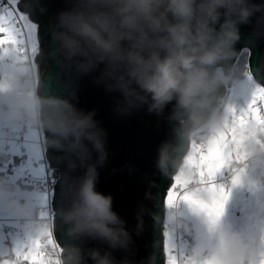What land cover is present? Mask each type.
<instances>
[{
	"label": "clouds",
	"instance_id": "clouds-1",
	"mask_svg": "<svg viewBox=\"0 0 264 264\" xmlns=\"http://www.w3.org/2000/svg\"><path fill=\"white\" fill-rule=\"evenodd\" d=\"M19 3L32 16L38 0ZM67 4L55 14L50 28L53 52L65 74L98 72L95 83L120 94L115 114L127 116L146 109L172 124L183 143L203 140L230 122L221 106L227 104L225 92L234 81L246 80L254 91L264 87L257 79L264 75V62L253 69L241 54L243 48H237L243 25H252L249 42L264 39V0H67ZM251 46L246 43L244 48ZM43 59L40 50L35 67H29L14 51L0 50V121L51 133L48 145L67 153L70 169L77 166L73 156L82 161L91 151L97 153L85 176L70 185L68 202L58 210L57 219L71 239L98 241L101 246H59L58 264H133L127 255L121 259L113 255L115 250L130 251L132 233L114 210L113 196L96 188L97 166L108 158L107 132L95 110L38 95ZM248 131L242 151L247 158L264 162V125L252 122ZM187 155L173 159L168 146H162L156 166L174 179ZM170 167L174 173H169ZM17 191L16 185L0 177V201L13 213L27 214L30 202L14 199ZM187 191L207 199L194 181ZM181 204L199 218L200 226L195 231L185 229L193 242L176 255L177 264H264L254 238L234 233L218 220L211 223L205 212L183 197L171 207L165 202V207ZM137 219L139 228L140 213ZM44 223L53 236L56 221Z\"/></svg>",
	"mask_w": 264,
	"mask_h": 264
},
{
	"label": "water",
	"instance_id": "water-1",
	"mask_svg": "<svg viewBox=\"0 0 264 264\" xmlns=\"http://www.w3.org/2000/svg\"><path fill=\"white\" fill-rule=\"evenodd\" d=\"M256 2L259 3L260 0ZM20 7L23 8L21 4ZM66 7L67 0H38L34 7L32 17L40 26L41 50L44 54L38 73L37 93L46 99H67L84 111H96L95 118L108 136V158L103 166H97L96 188L103 194L113 196L114 210L127 221V228L133 237L129 252L115 250L113 255L117 259L127 255L133 264H165L164 198L172 184V176L162 173L156 166V160L160 148L165 145L173 159L186 156L190 142L183 143L172 131V124L149 114L146 109L134 111L127 116L115 114L113 109L120 94L108 92L102 85L95 83L98 72L78 77L65 74L53 52L55 44L51 40L50 28L55 14ZM241 32L243 38L237 48H244L246 43H252L251 66L255 69L261 63L257 56L264 52V39L249 42L252 25L241 26ZM257 79L264 86V75H257ZM42 133L45 158L53 171L52 176L56 178L51 199L53 221L58 225L53 235L55 240L61 247L74 243H82L87 248L101 246L98 241L81 242L71 239L57 219L58 210L68 202L70 185L85 176L88 167L96 162L97 153L91 151L82 161L73 156L77 166L70 169L67 153L48 145L51 133L45 130ZM168 171L174 173L175 169L170 167ZM138 213L142 216L139 228ZM102 247L107 249V245Z\"/></svg>",
	"mask_w": 264,
	"mask_h": 264
},
{
	"label": "snow or ice",
	"instance_id": "snow-or-ice-1",
	"mask_svg": "<svg viewBox=\"0 0 264 264\" xmlns=\"http://www.w3.org/2000/svg\"><path fill=\"white\" fill-rule=\"evenodd\" d=\"M16 3L12 8L11 4ZM14 51L26 65L35 67L41 50L40 29L33 17L20 7L19 0H7L0 4V50ZM241 54L246 55L247 63L251 66L253 57L251 48L241 49ZM259 62H264V52L257 56ZM233 113L231 121L218 129L213 135L200 141H193L191 150L185 158L184 167L179 175L172 179V184L164 198L169 207L174 200L183 197L189 203L195 204L205 212L211 223H215L223 213L227 193L223 187L217 188L211 184L214 175L225 165L233 162H242L247 158V153L242 151L243 142L249 138L248 125L252 122L264 125V87L258 86L253 92V98L247 110L239 114L229 108ZM24 147L27 148L29 167L34 168L39 175L44 174L41 163L40 136L29 128L25 137ZM242 169L236 170L233 183H239ZM207 193V199H199L196 193L188 192L191 182ZM45 213H41V220L47 221ZM167 232L165 236L167 237ZM260 250V259L264 260V232L257 244ZM59 245L55 242L47 223L37 229L34 236L25 243L12 249V258L0 260V264H58L55 252ZM165 252L168 264H177V257L165 241Z\"/></svg>",
	"mask_w": 264,
	"mask_h": 264
},
{
	"label": "rangeland",
	"instance_id": "rangeland-1",
	"mask_svg": "<svg viewBox=\"0 0 264 264\" xmlns=\"http://www.w3.org/2000/svg\"><path fill=\"white\" fill-rule=\"evenodd\" d=\"M11 7L15 8L16 3H12ZM228 89L232 96V100L235 101L234 105L240 107L241 111L247 110L248 105L253 98V92H254V90L249 86L248 82L246 80H238L236 84L229 86ZM232 114L233 113L230 110L226 111V116L229 115L232 116ZM29 128H31L32 131L39 133L40 148H41V163L43 165L44 173H45L46 169H48L47 168L48 164H46V162L43 159L45 154V144H44V136L41 128L28 125L12 130V127L8 126L3 121H0V150L2 151V153L6 152L7 154H19L20 153L19 151L26 150L25 165L27 166L26 168L25 166L24 167L22 166L20 168V176L23 173H29L30 179H33V177L36 176L31 174V172L33 171L32 166L34 168L38 166L36 164H33L31 167H29V164H27L28 163L27 148L24 147L25 137L28 135L27 132L29 133ZM12 131L15 132L21 131L20 133L21 135L18 137L17 135L12 133ZM250 158H254V156L247 158L248 162ZM238 162L239 164L237 165H233L234 163L233 162L232 164L223 166L214 175V177L211 180V182L213 181L212 185H214L217 188L223 187L224 192L227 193V199L224 203L223 213L219 217L218 221H220L221 224L228 226L229 230L234 233H239L241 235H244L246 238L256 235L258 238L261 236L262 232H264V183L258 184L257 180L255 179V170L258 169L261 161L259 159H256L255 161L251 159L250 163H248L247 160L245 159L242 162L240 161ZM262 167L264 169V164H262ZM28 168L30 171L29 170L27 171ZM237 169H242L243 171L240 173L239 183L234 184L233 177L236 175ZM262 171L264 172V170ZM39 178L43 179L44 174L40 175ZM41 196L44 198V201H41L40 204L41 206H44L46 203L45 197L44 195ZM48 197L50 199L49 195ZM244 204L246 207L243 208ZM255 206L257 207L256 210H254ZM180 209L183 216V221L189 222L193 228V231H195L200 226L199 218L193 215V213L187 208V206L183 204L180 205ZM166 210L167 212H165L166 216L164 222L165 230L163 233L164 252H165V241L167 240V243L170 247H175L176 242L174 243V239H176L177 237L176 226L171 225L170 222L173 213L169 208H165V211ZM257 210L258 212L259 211L261 212V215L258 218L256 217ZM6 212H7V208L5 202L0 201V260L12 258V249L17 245L25 243L30 237L34 236L37 232V226L41 224L40 222H36L34 224L26 222L25 220L27 218L28 213L21 215L10 211L9 213L10 216L12 217V221H8V223H10L11 226L20 230H15L13 232L9 231L6 229L5 227L6 225L3 224V221L5 220L4 217ZM21 219L24 220L23 224L20 223ZM166 232L168 234L167 237L165 236ZM22 235L24 236V238L22 237ZM257 238L254 239L256 244H258L259 242ZM179 240L183 241V239H179ZM182 241L179 244H182ZM176 250H177V246H176ZM179 254L175 253V255L177 256ZM165 264H168V256L166 255V252H165Z\"/></svg>",
	"mask_w": 264,
	"mask_h": 264
},
{
	"label": "trees",
	"instance_id": "trees-1",
	"mask_svg": "<svg viewBox=\"0 0 264 264\" xmlns=\"http://www.w3.org/2000/svg\"><path fill=\"white\" fill-rule=\"evenodd\" d=\"M237 81L232 83L230 86H232L233 84H236ZM225 99L227 101V104L221 106L225 112V115H226V111L229 110V108H231V109L233 108L235 110L236 114H239L242 112L240 107L234 105L235 101L232 100V96L229 92V89H227V91H226ZM227 118L229 119V121H231L232 116L229 115V116H227ZM14 129H18V128L12 127V130H14ZM252 159L255 161L257 158L254 156V158H252ZM23 160H25V155L7 154L6 152L2 153V151L0 150V177H4L7 180H9L12 184L16 185L18 191L13 194L14 199L30 202L31 205L28 209V212H27L28 214H27L26 220H28L29 214H30L33 207H38L40 209H43V211L40 212V216H39V219L41 220V213H45L46 217H48L49 197H48V194L45 190L43 179L32 181V183H28V184H21L22 181H21V176H20V168L23 166V163H22ZM237 164H238L237 161L233 163V165H237ZM262 164H264V163L261 161L258 169L255 170V179L257 180L258 184L264 183V172L262 171L264 169L262 167ZM211 184H213V181L211 182ZM33 193L34 194L42 193L44 195L45 201H46L44 206H41L38 203H36V198H34L33 196L30 195ZM9 212L10 211L7 210L5 217H4L5 220L3 221V224L6 225L5 226L6 229L9 231H12V232L15 230H20V229H17L15 227L11 226L10 223H8V221H12V217L10 216ZM178 216L180 219L183 220L180 205L178 206ZM41 221H44V220H41ZM23 222H24V220L21 219L20 223L23 224ZM172 222H173V215H172L171 225H172ZM186 225H187V229H190L193 231V228L189 222H186L185 226ZM192 242H193L192 236L190 235L189 239L185 240V242L183 241L182 244H180V247H179L180 251L182 252L184 250L185 246L191 244ZM174 249H175V247H174ZM164 255H165V252H164ZM9 257H11V256H9Z\"/></svg>",
	"mask_w": 264,
	"mask_h": 264
},
{
	"label": "built area",
	"instance_id": "built-area-1",
	"mask_svg": "<svg viewBox=\"0 0 264 264\" xmlns=\"http://www.w3.org/2000/svg\"><path fill=\"white\" fill-rule=\"evenodd\" d=\"M7 0H2L0 1V4L2 3H6ZM12 133H14L15 135H17L18 137L21 135V131H18V132H15V131H12ZM9 141V140H8ZM190 146H191V142H190ZM44 161L47 163L46 161V158H45V154H44V157H43ZM252 158L249 159V162H248V159L247 162L250 163ZM247 163V165H248ZM244 165V164H243ZM48 169H46V172L44 173V178H43V181H44V186H45V190L47 192V194L50 196V199H49V208H48V211H49V214H48V220H53V212H52V206H51V197L53 195V191H54V185H55V181H56V178L54 176H52L53 174V171L51 169H49V167L47 166ZM21 181H22V184H28V183H32L31 179H30V176L27 174V173H23L21 175ZM41 212V209L38 208V207H33L30 214H29V217H28V221L31 223V224H34L36 222H40V223H44L46 222L44 220L41 221L39 219V214ZM171 212L173 213V222H172V225L173 226H176V239H174V243L176 242V246H177V250H176V246H175V253L179 254L180 251H179V247H180V241L179 239H183V241L185 242V240L189 239L190 238V234L188 231H186L185 229H187V225L185 226V223L182 219L179 218L178 216V207L177 208H171ZM54 238V236H53ZM55 240V238H54ZM182 241V242H183ZM55 242L57 243V241L55 240ZM58 244V243H57ZM59 245V244H58Z\"/></svg>",
	"mask_w": 264,
	"mask_h": 264
},
{
	"label": "crops",
	"instance_id": "crops-1",
	"mask_svg": "<svg viewBox=\"0 0 264 264\" xmlns=\"http://www.w3.org/2000/svg\"><path fill=\"white\" fill-rule=\"evenodd\" d=\"M27 134H28V132H27ZM25 149V148H24ZM25 151V154H26V150H24ZM28 164V163H27ZM26 168V167H25ZM24 168V169H25ZM32 168L34 169V167L32 166ZM29 170V168L27 169V171ZM30 171V170H29ZM31 174L32 175H34V176H36V177H33V179H35V180H38V179H41V178H39V176L40 175H38L36 172H31ZM31 196H33L34 198H36V203H38L39 205H41L40 204V202L41 201H44V198L41 196V195H43L42 193H38V194H30ZM41 196V197H40ZM31 205V204H30ZM172 220V219H171ZM171 222V221H170ZM170 224V223H169Z\"/></svg>",
	"mask_w": 264,
	"mask_h": 264
},
{
	"label": "flooded vegetation",
	"instance_id": "flooded-vegetation-1",
	"mask_svg": "<svg viewBox=\"0 0 264 264\" xmlns=\"http://www.w3.org/2000/svg\"><path fill=\"white\" fill-rule=\"evenodd\" d=\"M244 207H246L245 204L243 205V208H244ZM256 209H257V207L255 206V207H254V210H256ZM260 215H261V212H260V211L258 212V210H257V212H256V217L258 218ZM252 238L256 239L257 236L254 235V236H252ZM259 239H260V237L257 238V240H259Z\"/></svg>",
	"mask_w": 264,
	"mask_h": 264
},
{
	"label": "bare ground",
	"instance_id": "bare-ground-1",
	"mask_svg": "<svg viewBox=\"0 0 264 264\" xmlns=\"http://www.w3.org/2000/svg\"><path fill=\"white\" fill-rule=\"evenodd\" d=\"M0 1H2V0H0ZM226 94V93H225ZM53 196V195H52ZM51 199H52V197H51ZM41 211H43V209H41ZM48 214H49V211H48Z\"/></svg>",
	"mask_w": 264,
	"mask_h": 264
}]
</instances>
